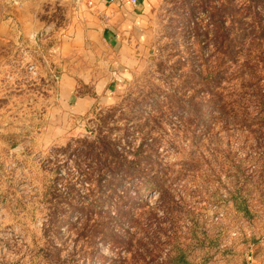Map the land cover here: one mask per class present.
Wrapping results in <instances>:
<instances>
[{
  "label": "rangeland",
  "instance_id": "374dc122",
  "mask_svg": "<svg viewBox=\"0 0 264 264\" xmlns=\"http://www.w3.org/2000/svg\"><path fill=\"white\" fill-rule=\"evenodd\" d=\"M91 3L0 0V264H264V0H145L92 109L52 124L53 48ZM99 115L134 169L83 215L49 181Z\"/></svg>",
  "mask_w": 264,
  "mask_h": 264
},
{
  "label": "crops",
  "instance_id": "0c3cea01",
  "mask_svg": "<svg viewBox=\"0 0 264 264\" xmlns=\"http://www.w3.org/2000/svg\"><path fill=\"white\" fill-rule=\"evenodd\" d=\"M91 1V11L65 26L53 48L61 61V70L56 99L49 111L52 124L67 123L69 117L87 114L92 109L110 79L106 71L104 79L97 72L99 64L106 54L114 59L117 48L126 41L123 36L137 28L145 4V0H135L134 4L131 0ZM81 87H89L95 99L90 93H80Z\"/></svg>",
  "mask_w": 264,
  "mask_h": 264
},
{
  "label": "trees",
  "instance_id": "16d2710c",
  "mask_svg": "<svg viewBox=\"0 0 264 264\" xmlns=\"http://www.w3.org/2000/svg\"><path fill=\"white\" fill-rule=\"evenodd\" d=\"M98 119L99 122L92 139H76L72 145H68L62 151L66 155L64 163L66 164L67 160L72 161L65 178L60 175V167L57 166L49 181L52 201H55L56 204L63 203L64 200L68 201L67 206H74L75 210L83 215L92 208L94 209L103 200L100 195L105 185H108L113 179L122 181L121 175L127 170L134 169L131 167L134 161L129 162L126 154L135 157L136 152L129 153L119 149L117 142L108 136L109 129L106 127L104 117L99 115ZM58 182L61 183L60 187L57 185ZM166 195L163 192L160 193L158 201L161 205L167 204L165 202ZM72 200L76 205L71 203ZM165 208L167 209V205ZM242 210L247 214L245 208ZM104 233L110 232L105 230ZM177 250L178 253L170 258L168 263L191 264L187 256L180 249Z\"/></svg>",
  "mask_w": 264,
  "mask_h": 264
},
{
  "label": "built area",
  "instance_id": "2783aa9c",
  "mask_svg": "<svg viewBox=\"0 0 264 264\" xmlns=\"http://www.w3.org/2000/svg\"><path fill=\"white\" fill-rule=\"evenodd\" d=\"M131 3L134 4L135 3V0H131Z\"/></svg>",
  "mask_w": 264,
  "mask_h": 264
}]
</instances>
